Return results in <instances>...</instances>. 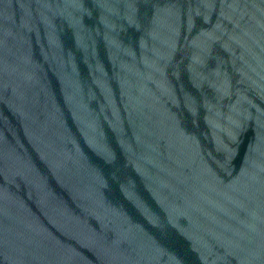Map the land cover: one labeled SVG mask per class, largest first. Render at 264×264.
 <instances>
[{"label": "water", "instance_id": "obj_1", "mask_svg": "<svg viewBox=\"0 0 264 264\" xmlns=\"http://www.w3.org/2000/svg\"><path fill=\"white\" fill-rule=\"evenodd\" d=\"M0 264H264V0H0Z\"/></svg>", "mask_w": 264, "mask_h": 264}]
</instances>
